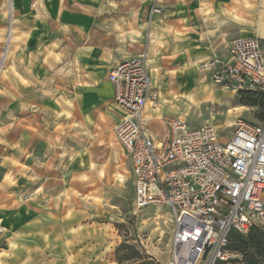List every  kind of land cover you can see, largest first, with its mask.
Listing matches in <instances>:
<instances>
[{"label": "rangeland", "instance_id": "374dc122", "mask_svg": "<svg viewBox=\"0 0 264 264\" xmlns=\"http://www.w3.org/2000/svg\"><path fill=\"white\" fill-rule=\"evenodd\" d=\"M12 2L0 0V264H117L123 240L168 264L170 213L133 205L131 167L114 140L118 111L106 81L122 57L142 55L147 65L154 58L148 27L162 12L149 7L139 22L144 0H40L48 20V34L40 35L50 44L41 41L29 56L12 53ZM166 73L159 69L158 85ZM188 74L201 84L197 101L171 100L177 113L167 116L191 128L212 126L222 139L234 132L229 109L243 107L233 110L234 122L264 120L261 97L214 84L197 64ZM157 97L150 98L155 106ZM234 244L231 238L224 264H264L255 249L241 253Z\"/></svg>", "mask_w": 264, "mask_h": 264}, {"label": "built area", "instance_id": "2783aa9c", "mask_svg": "<svg viewBox=\"0 0 264 264\" xmlns=\"http://www.w3.org/2000/svg\"><path fill=\"white\" fill-rule=\"evenodd\" d=\"M151 14H159L158 0ZM211 81L264 95V45L238 38L226 57L200 64ZM107 80L119 121L116 142L128 160L137 210L166 208L173 223L168 264H217L230 259L232 232H264V120L258 125L234 122L228 139L212 126L189 127L163 118L162 136L144 126V110L156 93L145 56L128 57L112 68Z\"/></svg>", "mask_w": 264, "mask_h": 264}, {"label": "crops", "instance_id": "0c3cea01", "mask_svg": "<svg viewBox=\"0 0 264 264\" xmlns=\"http://www.w3.org/2000/svg\"><path fill=\"white\" fill-rule=\"evenodd\" d=\"M12 3L17 28L11 44L12 53L33 56L41 41L43 46L50 44L47 36L40 35L43 31L48 34V20L38 11L40 0H13ZM152 5L151 0H144L139 22L143 21L146 9L152 8ZM158 6L162 13L148 27L154 58L148 61L147 69L153 91L158 90L155 93L160 105L155 106L149 100L143 116L145 130L153 138L162 136L163 118H172L167 115L177 113L172 111L171 100L197 101L195 95L201 84H194V79L188 74L194 64L206 79L208 74L200 69L201 62L213 56L226 57L229 45L238 38L264 39V0H158ZM3 20L0 13V24ZM147 48H150L149 40ZM132 56L135 55L122 57L106 74L112 100L113 90L107 75L118 63ZM161 68L168 73L164 74L163 83L158 85L156 78ZM242 108L228 110L232 113L228 126H233V110L241 112ZM118 121L119 116L116 124Z\"/></svg>", "mask_w": 264, "mask_h": 264}, {"label": "trees", "instance_id": "16d2710c", "mask_svg": "<svg viewBox=\"0 0 264 264\" xmlns=\"http://www.w3.org/2000/svg\"><path fill=\"white\" fill-rule=\"evenodd\" d=\"M250 93L257 95L264 100L263 94L255 92ZM243 105L246 104L243 103ZM255 230L260 233H253ZM231 238L235 241L233 250L241 253H247L248 250L253 248L255 249L257 256L262 255L264 258V232L260 229H253L247 236H242L238 233L232 232L228 239V245ZM115 260L117 264H159L152 257L140 252L134 245L128 243L127 240H123V242L115 250ZM251 260L252 258L249 259L247 264H251Z\"/></svg>", "mask_w": 264, "mask_h": 264}, {"label": "bare ground", "instance_id": "6f19581e", "mask_svg": "<svg viewBox=\"0 0 264 264\" xmlns=\"http://www.w3.org/2000/svg\"><path fill=\"white\" fill-rule=\"evenodd\" d=\"M180 101V100H179ZM194 104V103H193ZM228 124H230V123H228ZM233 126H234V122H233ZM115 137V136H114ZM116 140V139H115ZM118 144V143H117Z\"/></svg>", "mask_w": 264, "mask_h": 264}]
</instances>
